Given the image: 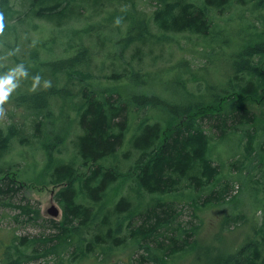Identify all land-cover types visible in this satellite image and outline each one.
Returning <instances> with one entry per match:
<instances>
[{"label": "rangeland", "instance_id": "rangeland-1", "mask_svg": "<svg viewBox=\"0 0 264 264\" xmlns=\"http://www.w3.org/2000/svg\"><path fill=\"white\" fill-rule=\"evenodd\" d=\"M165 1L101 0L96 13L92 5L85 6L83 14L63 27H58L48 19L28 17L26 12L29 0H11L14 8L12 22L18 27V38L0 37V75L23 64L35 49L43 59L61 56L64 54L63 44L70 36L69 29L84 30L87 23L93 25L91 32L74 34L73 38L77 41L81 38L84 40L85 45L92 50V59L88 65L81 67V77H75L74 84H70L71 94L53 98L51 114L40 116L35 109L19 101L18 97L22 92L33 85L29 73L26 78H21L19 87L4 105L6 115L0 118V128L7 130L11 124H15L19 134L0 155V178L8 176L6 180H12L18 190L8 193L6 198L0 196V264L3 263V252L8 246H12L13 253L17 256L24 253V264H140L136 258H140L141 253H146V248L128 234V220L123 229L124 243L114 245L109 253L101 251L109 247L107 243L98 248L92 246L90 250L87 249V237L92 235L91 232L95 234L99 220L93 221L90 228L87 229L86 226L81 229L83 235L73 232L69 238L63 237L51 244H46L42 238L58 231L48 219L58 222L64 218V205L56 197L63 184L51 182L55 167L73 162L78 169L74 181L79 191L81 181L95 165L91 163L85 167L77 154L76 138L81 129L79 113L74 104L83 101L80 92L83 85L97 93L104 89L120 92L130 109L129 128L124 143L116 156L105 160L107 166L119 168L122 175L106 190L102 200L93 203L98 213H102L101 217L104 216L101 209H112L122 196H128L133 203V214H138L133 222H138L139 213L153 205L160 196L138 189L134 171L131 170L139 155L131 141L139 133L141 123L169 122V114L163 108L138 107L132 102L135 95L145 91L176 102L203 101L205 104H216L224 112L244 107L254 112L256 117L252 123H240L236 131H229V135L223 138L218 137L216 128L204 122L207 131L213 135L212 159L220 166L219 181L229 183L228 194L224 200L206 206L193 200L198 195L191 188L163 195L164 200L176 201L180 209L178 220L196 230L194 238L198 241V246L170 255L163 259L162 264H197V258L199 254L204 255L202 250L205 247H216L213 253L221 249L233 251L254 235L256 228L262 226L264 54L255 73L245 72L246 81L252 79L259 85L257 96H236L237 99L231 101L225 99L224 93L229 80L235 79L238 54L264 38V2L246 0L241 3L234 0L222 8L206 6L204 0H192L195 5L208 8L212 24L208 34L189 30L159 32L158 35H163V41H160L162 38L156 35L160 29L154 24L151 28L152 35L145 42L135 40L127 46L120 43L133 20L143 13L148 16L153 14ZM0 13L5 15L1 6ZM106 22L107 27L100 28V23ZM100 31L103 40L98 36ZM56 37L58 41L53 50H48L41 44ZM10 42L18 44L15 51H11L8 44ZM259 59L256 56L254 61L258 62ZM115 71L126 74L109 78ZM59 76L60 82L67 80L63 73ZM50 80H54V77L46 78V81ZM72 93L76 95L72 96ZM40 120L42 123H39ZM180 121L178 119L171 123ZM59 131L67 132L65 143L55 141V135ZM34 134L38 136H33ZM208 193V189L201 192L202 196ZM26 199L31 201L37 214L31 213V218L25 215L17 217L20 209L16 207L20 202H26ZM77 200L89 203L83 195ZM9 202L14 203L13 206ZM53 204L60 209L58 216L48 212ZM227 215L245 216L234 223L231 220L226 222ZM149 264L159 262L151 261Z\"/></svg>", "mask_w": 264, "mask_h": 264}, {"label": "trees", "instance_id": "trees-1", "mask_svg": "<svg viewBox=\"0 0 264 264\" xmlns=\"http://www.w3.org/2000/svg\"><path fill=\"white\" fill-rule=\"evenodd\" d=\"M204 1L206 6L223 8L234 0ZM235 1L244 3L246 0ZM100 4L101 0H29L26 15L48 19L55 22L58 27H63L76 19L79 14H83L85 6L92 5L96 13V8ZM0 6L5 13L4 29L0 37L18 38V27L12 22L14 8L11 0H0ZM206 6L199 7L192 0H166L154 10L153 14L148 16L143 13L138 19L133 20L120 43L127 46L129 42L135 40L145 42L147 37L152 35L151 28L154 24L160 29L156 35L159 32L188 30L208 34L212 24ZM108 22L100 23V28H106ZM92 27L93 25L87 23L84 30L69 29L70 36L63 44L65 48L61 56L43 59L37 49L31 51L29 59L26 60L31 63H24L26 61L22 63L32 78L39 74L42 79L35 91L31 86L22 92L18 97L20 102L35 109L42 116L52 113L53 98L71 94L70 84H74L75 77H81L83 74L81 67L88 65L92 59L91 48L85 45L82 38L77 41L73 35H84L86 31L91 32ZM98 36L103 40L101 31ZM158 36L162 38L160 41H163V35ZM57 41L58 37L53 38L52 41L45 40L41 44L48 50H53ZM8 44L11 51H15L18 45L11 42ZM140 51L143 52L142 49ZM263 54L264 38L259 43L247 46L238 54L235 79H230L225 89L226 100L235 101L236 96L259 94V85L252 79L246 81L245 72L255 73ZM256 56L260 57L258 62L254 61ZM62 73L67 77L64 83L60 82L59 74ZM124 74L126 73L115 71L109 75V78L122 77ZM89 75L87 74L86 77ZM48 76H53L54 80H50L51 87L45 88L43 84ZM80 92L83 101L74 104V108L76 107L79 113L78 121L81 129L76 138L77 154L85 167L91 163L95 165L81 181L79 191L74 181L78 169L73 162L60 164L53 170L54 178L51 182L63 184L56 197L64 205V218L58 222L52 218L48 219L58 231L43 236L44 242L51 244L52 241H58L63 237L69 238L73 232L83 235L81 229L86 226L88 229L93 221L99 220L95 234L91 232L92 235L87 237L89 240L87 249L90 250L92 246L98 248L103 243H107L109 247L101 251L109 253L114 249V245L120 246L124 243L123 229L128 220V234L146 248V253H141V257L136 258L140 264H149L151 261L162 264L164 258L198 246V241L194 238L196 230L178 220L180 209L176 201L164 200L163 195L191 188L198 195L193 200L201 205L206 206L224 200L228 194L229 183L224 184L219 181L220 166L212 159L213 135L207 131L204 122L216 128L218 137L223 138L229 135V131H236L240 123H252L256 120L255 113L244 107L224 112V109L216 104H205L203 101L176 102L145 91L135 95L132 102L136 106L163 108L169 114V122L141 123L139 133L131 141L132 147L139 152L131 168L138 189L151 194H160L153 205L139 213L138 222H133L138 214H133V203L128 196H122L112 209H101L100 212H104L103 217L93 205L103 199L106 190L122 175L119 168L107 166L105 160L113 155L116 156L124 143L129 128V104L116 90L104 89L97 93L96 90L83 85ZM74 95L76 94L72 93V96ZM178 119L181 121L171 123ZM39 123H42V120ZM18 134V127L15 124H11L7 130L0 128V155L9 148ZM37 134L33 136H38ZM67 136L66 131H59L55 135V141L65 143ZM7 177L0 178V196L3 198H6L8 193L18 190L12 184V180H6ZM206 189L209 193L202 196L201 192ZM81 195L88 199L89 203L85 204L77 200ZM9 203L12 206L14 204ZM16 208L20 209L17 217L25 215L31 218V213L37 214L29 199L20 202ZM244 216L227 215L226 222L231 220L236 223ZM255 232L233 251L221 249L213 253L216 247L203 248L204 255L199 254L197 264H264V221ZM3 254L5 257L3 255L2 264H24V253L17 256L13 253L12 246H8Z\"/></svg>", "mask_w": 264, "mask_h": 264}, {"label": "clouds", "instance_id": "clouds-1", "mask_svg": "<svg viewBox=\"0 0 264 264\" xmlns=\"http://www.w3.org/2000/svg\"><path fill=\"white\" fill-rule=\"evenodd\" d=\"M4 29V17L0 13V33ZM28 72L23 64L17 65L16 67L10 69L3 75H0V118H3L6 115V109L4 108L5 103L9 100L12 92L19 87L21 78H26ZM32 90L35 91L41 83L42 77L37 74L33 78ZM43 86L45 88L51 87L50 81H44Z\"/></svg>", "mask_w": 264, "mask_h": 264}, {"label": "water", "instance_id": "water-1", "mask_svg": "<svg viewBox=\"0 0 264 264\" xmlns=\"http://www.w3.org/2000/svg\"><path fill=\"white\" fill-rule=\"evenodd\" d=\"M48 212L53 216H58L60 214V209L57 205L53 204L49 209Z\"/></svg>", "mask_w": 264, "mask_h": 264}, {"label": "bare ground", "instance_id": "bare-ground-1", "mask_svg": "<svg viewBox=\"0 0 264 264\" xmlns=\"http://www.w3.org/2000/svg\"><path fill=\"white\" fill-rule=\"evenodd\" d=\"M196 203V202H195ZM199 204V203H198ZM160 223V222H159ZM158 224V223H157ZM156 227V226H155ZM174 237V236H173ZM187 239V238H186ZM170 242V241H169ZM182 242V241H181ZM173 246V245H172ZM174 247V246H173ZM181 248V247H180Z\"/></svg>", "mask_w": 264, "mask_h": 264}]
</instances>
